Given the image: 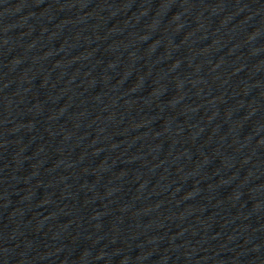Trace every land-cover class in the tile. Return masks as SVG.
Instances as JSON below:
<instances>
[{
    "label": "water",
    "instance_id": "95a60500",
    "mask_svg": "<svg viewBox=\"0 0 264 264\" xmlns=\"http://www.w3.org/2000/svg\"><path fill=\"white\" fill-rule=\"evenodd\" d=\"M142 264H264V0H165Z\"/></svg>",
    "mask_w": 264,
    "mask_h": 264
}]
</instances>
